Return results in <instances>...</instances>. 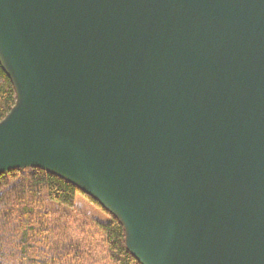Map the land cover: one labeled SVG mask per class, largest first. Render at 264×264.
Listing matches in <instances>:
<instances>
[{"label": "water", "instance_id": "1", "mask_svg": "<svg viewBox=\"0 0 264 264\" xmlns=\"http://www.w3.org/2000/svg\"><path fill=\"white\" fill-rule=\"evenodd\" d=\"M0 61V174L75 183L142 264H264V0H0Z\"/></svg>", "mask_w": 264, "mask_h": 264}, {"label": "trees", "instance_id": "2", "mask_svg": "<svg viewBox=\"0 0 264 264\" xmlns=\"http://www.w3.org/2000/svg\"><path fill=\"white\" fill-rule=\"evenodd\" d=\"M17 102L15 84L0 61V124ZM27 170L23 173L16 168L0 174V264H95L89 260L99 247L109 264H142L127 246L123 223L100 201L55 173L39 167ZM79 195L108 220L78 211L75 205ZM49 201L58 209L50 212ZM54 212L75 226L83 239H57V218L50 217Z\"/></svg>", "mask_w": 264, "mask_h": 264}, {"label": "rangeland", "instance_id": "3", "mask_svg": "<svg viewBox=\"0 0 264 264\" xmlns=\"http://www.w3.org/2000/svg\"><path fill=\"white\" fill-rule=\"evenodd\" d=\"M28 168L31 167L18 169H22L24 170L23 173H26L28 171ZM48 208L50 209V212L58 209L57 205L53 204L51 201L48 202ZM75 208L78 211L84 212V214L88 217L99 219L102 221L108 220L107 216H105L100 210H98L93 204H91L83 195H79L77 197ZM56 212L50 214V217L57 218V224L54 229V233L57 239H62L63 237H65L66 242H77L79 237L80 240L83 239V236H79L78 234L79 230L75 226L66 223L65 217L63 215L59 217ZM92 257L93 258L89 260L90 262H94L95 264H109L102 247L97 248L96 251H94Z\"/></svg>", "mask_w": 264, "mask_h": 264}]
</instances>
